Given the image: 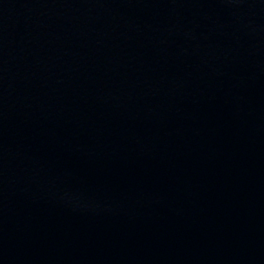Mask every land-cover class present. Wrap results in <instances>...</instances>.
<instances>
[{"label": "water", "instance_id": "obj_1", "mask_svg": "<svg viewBox=\"0 0 264 264\" xmlns=\"http://www.w3.org/2000/svg\"><path fill=\"white\" fill-rule=\"evenodd\" d=\"M0 264H264V0H0Z\"/></svg>", "mask_w": 264, "mask_h": 264}]
</instances>
